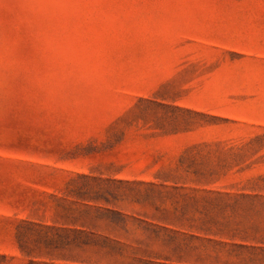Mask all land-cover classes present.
<instances>
[{
	"label": "rangeland",
	"instance_id": "1",
	"mask_svg": "<svg viewBox=\"0 0 264 264\" xmlns=\"http://www.w3.org/2000/svg\"><path fill=\"white\" fill-rule=\"evenodd\" d=\"M0 264H264V0H0Z\"/></svg>",
	"mask_w": 264,
	"mask_h": 264
},
{
	"label": "trees",
	"instance_id": "2",
	"mask_svg": "<svg viewBox=\"0 0 264 264\" xmlns=\"http://www.w3.org/2000/svg\"><path fill=\"white\" fill-rule=\"evenodd\" d=\"M119 218H121V220L119 219L117 222H120L122 228L124 227V220L122 218V216L119 213H115Z\"/></svg>",
	"mask_w": 264,
	"mask_h": 264
}]
</instances>
